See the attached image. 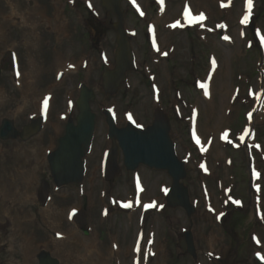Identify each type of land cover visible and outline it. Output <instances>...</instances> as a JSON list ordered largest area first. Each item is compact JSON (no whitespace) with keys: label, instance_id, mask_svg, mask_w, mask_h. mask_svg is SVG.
<instances>
[{"label":"rangeland","instance_id":"obj_1","mask_svg":"<svg viewBox=\"0 0 264 264\" xmlns=\"http://www.w3.org/2000/svg\"><path fill=\"white\" fill-rule=\"evenodd\" d=\"M34 1L42 7L34 10V4L30 3L32 0H0V33L3 34V38H0V123L4 117H10L22 128L31 115L42 112L41 102L47 97L51 98L50 109L46 113V126L41 134L29 141H22L20 138L0 139V170L2 167L6 169L8 180L11 178L9 173L16 168L31 170L33 175L30 178V189H24L27 194L25 200L19 199L21 214L14 213L17 207L12 209L13 213L7 209L11 203H16L12 196L4 203L0 201V264H38L36 254L41 247L50 249L62 264H221L217 258L226 256L233 249L237 244L235 238L240 241L237 263L255 264L253 258L257 251L264 256V48L260 46L259 36L255 39L252 27L243 26L239 22L247 6L245 0H193L197 5V12L206 17L203 20L207 29H201L203 21H200L192 27L164 33V47L169 48L174 44V51L169 52L168 59L162 60L161 72L164 73L161 80L168 82V97H173L172 104L179 108L180 115L184 116L187 124L185 126L180 123L179 118L178 122L173 119L175 130L178 131L181 125L185 128L191 124L192 127L196 120V124L199 123V127L203 128V134L208 129L214 130V124L221 125L216 137L212 132L205 135V139L216 138L210 154L202 155L201 147L192 145L191 142L187 143L184 150L181 144L186 136L183 134V138L179 139L178 153L182 159L188 160V175L184 182L197 207L193 217L197 260L186 252L182 236L183 230L190 226V219L182 208H168L167 211L161 208L163 199H159L158 205L154 206L147 222H143L145 225H137L144 219L139 214L140 208H133L131 212H114L110 222L103 221L98 200V209L96 207L91 210L95 212V215L91 214V235L80 231L78 224L69 219L72 209L87 207L86 189L82 195L74 186L55 191L46 161V152L55 146L56 130L60 124V114L65 110V103L72 99V102L76 101L81 82L94 85L98 93L94 106L100 114V123H103V116L98 108L100 103L116 102L121 111L128 104H133L145 115L146 110L142 105L144 102L150 105L148 97H151V90L143 86L139 79L142 75H138L140 73L132 74L133 81L138 78L132 83V90L123 86L118 90L117 97L107 98L101 85H95V82L102 81L98 47L92 55L91 73L87 69L88 61L82 59L91 45L87 28L81 23L80 17L83 16L94 26L91 14L93 9L100 10L101 16L106 15L100 9V0H82L76 8L67 7L66 0H57L56 3L53 0ZM135 1L145 12L148 10L151 17L144 20L125 0L123 8L128 11L129 28L138 30L137 37L140 39L136 41L140 43V52L145 54L146 44L140 40L146 42L145 27L148 20L151 21L152 16L156 15L157 7L153 5V0ZM252 2L255 3L254 30L264 34V0ZM185 3L192 1L167 0V16L170 15L171 19L177 16L180 18ZM14 11L23 15L17 17ZM34 12L55 18L57 23L41 22L37 13L36 18H31ZM33 20L41 23L29 24L37 27L33 29V37H30L22 27L30 29V26L23 24ZM162 21L164 20H160L159 24H163ZM96 31L98 34L108 35V40L103 42L108 50L115 49L114 31L102 27H96ZM96 42L100 43L101 40ZM8 50H13L18 58L19 75L16 77L8 69V63L4 62V54ZM110 56L113 60V54L110 53ZM61 57L74 58L77 68L66 74H69L66 80L56 81ZM194 57L202 65L201 68L197 67V72L202 70V81L208 75L211 57L221 60L223 75L218 74L215 81L219 82L221 91L225 87L227 93L229 91L227 99L214 92V103H208L202 87L193 85ZM68 88L70 90L66 91ZM177 88L181 90L176 94ZM260 90L263 91L262 98L255 100L254 94ZM196 99L201 100L202 113L195 120L193 111H190ZM227 106L230 110L226 114ZM249 109H255V116L251 121L245 116ZM214 111L216 112L213 113ZM207 117H210L211 122ZM246 125L250 126V130L245 128ZM225 128L231 130L228 140L220 138L221 131ZM248 131V144L246 143L245 148L235 149L243 142L240 137ZM247 153L248 162L244 155ZM204 160L209 161L207 168L202 166ZM233 161L235 162L231 165ZM248 163L252 168L250 188ZM151 177L147 184L150 193L155 194L159 188V180L167 177L162 174ZM154 178L156 181L152 183ZM42 179L50 180L52 191V199L45 207L37 198V188ZM94 183H98L97 177ZM11 186L14 190L17 189L13 184ZM119 189L123 198L131 195L129 184L122 183ZM2 196L0 188V199ZM236 205L240 210H235ZM209 211H212L210 215ZM231 211H234V215L226 226L232 234L223 226L225 215L223 219L217 217V213ZM167 219L170 223H167ZM233 234L235 238L232 237ZM12 237L15 242L11 241ZM21 243L26 245L27 252H24ZM153 254L155 258H152ZM83 256L85 257L81 258ZM67 257L69 259L65 260ZM85 259H89L90 263L83 261Z\"/></svg>","mask_w":264,"mask_h":264},{"label":"water","instance_id":"obj_2","mask_svg":"<svg viewBox=\"0 0 264 264\" xmlns=\"http://www.w3.org/2000/svg\"><path fill=\"white\" fill-rule=\"evenodd\" d=\"M104 1L106 4H112L113 9L119 16L120 20L123 19V16L120 13L119 0ZM122 24L123 23L121 21L118 26L120 46L123 39ZM8 58L10 59V57L7 55V59ZM119 60L120 64L123 63L125 65L121 72L122 74L130 66L132 58L129 60L128 53L124 49L123 53L121 52ZM123 77L124 76L121 75L114 80V85L116 87L120 84V81ZM94 99L95 95L93 90H85L82 92L78 102L81 110L79 126L76 128L71 126L69 129V134L62 140V147L60 150L49 155L52 174L57 183H60V179H62V177L65 179V183L80 181L83 178L82 167L79 170L76 169V164L78 163V155L76 156L78 147L76 143H90L95 123V115L91 110L90 102ZM158 118L161 117L158 116ZM159 123L156 125L157 128L155 130V136L150 135L145 137L143 134L137 133V135H135L133 132H131L133 134H130L126 137L124 149L126 150L127 161L130 163V166L132 165V167L138 165L140 162H146L150 165H155L169 170V172L174 177V187L169 196L170 205L174 207L182 205L191 210L192 206L190 205L188 188L180 182L181 179L186 177L187 172L185 168V162L179 160L173 149V144L168 135L169 129L167 125L163 124L161 119H159ZM41 127V120H37L32 125L26 127L22 132H20L16 128L15 122L13 120L4 119L0 128V138H17L19 135H21L23 139H28L39 132ZM186 239L188 252L195 255L193 238L190 232L186 233ZM39 257L40 264H59V261L53 259L49 253L43 252Z\"/></svg>","mask_w":264,"mask_h":264},{"label":"bare ground","instance_id":"obj_3","mask_svg":"<svg viewBox=\"0 0 264 264\" xmlns=\"http://www.w3.org/2000/svg\"><path fill=\"white\" fill-rule=\"evenodd\" d=\"M14 14L17 16V15H19L18 13H16V11H14ZM193 14H195V12L193 13ZM38 15H39V17L41 18V16H40V13H38ZM192 15V14H191ZM32 17H36L35 15H33ZM192 17H193V15H192ZM42 18H48V16H46V17H42ZM5 21V20H4ZM33 21H35V20H33ZM169 22V17H166L165 18V23H163V26H165V25H168L167 23ZM171 21V20H170ZM167 22V23H166ZM53 23V22H52ZM33 24V23H32ZM23 29V28H22ZM25 32H27L28 33V35L30 36V37H33V34H34V30L32 29V28H30V29H23ZM235 33H237V32H235ZM235 33H233V35L234 36H238L237 34H235ZM0 38H3V34L2 33H0ZM1 40V39H0ZM1 42V41H0ZM213 68H216V70H214L215 72H214V74H213V77H212V79H208V81H207V83H206V86H207V88H208V93L210 94V97H209V99H213L214 98V92H216V93H218L219 94V96H222L223 95V97H225V99H227L228 98V93H229V91H228V93H227V89H226V87L225 88H223L222 89V91L220 90V86H219V82H216L215 80H216V78H217V75L219 74V75H223L222 74V69H221V60H219V59H215L214 60V62H213ZM220 77V76H219ZM32 78V77H31ZM209 85V86H208ZM222 94V95H221ZM225 100H222V102H224ZM216 111H214L213 113H215ZM208 115V114H207ZM208 118V121H210V117H207ZM211 122V121H210ZM214 132H215V136H216V134H217V131L219 130V126H221V125H219V124H217V125H215L214 124ZM197 127H199V123H198V125H197ZM209 131V130H208ZM210 150H213V147H212V145H211V147H209V149L207 150L208 152H207V154L209 153V151ZM9 174H11V178H9V180H8V174L6 173V169L4 168V167H2L1 168V170H0V188H1V190L3 191V196H2V198L0 199V201L1 202H5V200H8V198L10 197V196H12V198H15V204H12L11 203V205H9L8 207H7V209L11 212V213H13L12 212V209H14V208H16L17 207V210H16V212H14V213H17V214H21V211H22V209L20 208V206H21V203H19V199H24V197L27 195L26 194V190H24V189H27V190H29L30 189V185H31V181H30V178L32 179V171L31 170H28V169H26V170H21L20 168H16L12 173H9ZM32 175V176H31ZM14 185L15 187H17V189L16 190H14L13 188H12V186L11 185ZM11 193H13V194H11ZM20 193H23L20 197H18V195L20 194ZM25 200V199H24ZM21 201V200H20ZM19 203V204H18ZM13 238L14 237H12L11 238V241H14L15 242V240H13ZM58 243H61L62 244V242H58ZM64 243V242H63ZM21 247H22V249L24 250V252H27L26 250H27V248H26V245L24 244V243H21ZM59 247V246H58ZM73 247H75V246H73ZM97 247V246H96ZM85 248V247H84ZM75 250V249H74ZM77 250H78V248H77ZM92 251V250H91ZM94 252V251H93ZM92 252V253H93ZM82 255V254H81ZM78 256V255H77ZM77 256H76V258H77ZM88 256V255H87ZM91 256H93V255H91ZM90 256V257H91ZM85 256H83V257H81V258H84ZM87 258V257H86ZM152 258H155V255L153 254V256H152ZM66 259H69L68 257L67 258H65V260ZM78 259V258H77ZM93 259V258H92ZM89 260V259H88ZM87 259H85V260H83V261H86L87 263H90L89 261H88ZM74 264H75V262H74ZM94 264V263H93Z\"/></svg>","mask_w":264,"mask_h":264},{"label":"flooded vegetation","instance_id":"obj_4","mask_svg":"<svg viewBox=\"0 0 264 264\" xmlns=\"http://www.w3.org/2000/svg\"><path fill=\"white\" fill-rule=\"evenodd\" d=\"M140 41L142 43L146 44V49H145L144 53L147 54V53L151 52V45H150L149 37L148 38L146 37V42L143 39ZM138 55L140 57L143 56V54L140 52V50L138 52ZM136 113L138 115L139 120H141L143 122L146 121L145 115H142L141 111H139V109H136ZM119 126L122 127L121 125H119ZM108 131H109V128H108L107 124H105L104 127L100 128L99 137L96 139V141H94V145H93V148H95V149L91 153H89L85 158L86 167L90 172H93L95 170H99V172H100L102 170L103 162H102V156H100V152L102 150L105 151L108 148V146H110V144H111V140L109 138V132ZM139 170H141V174H142V177H143L145 182H147L148 178L152 179L151 176L154 174H162L164 176L166 175L165 172H163V171L152 170V169H149L145 166H141L139 168ZM127 174H129V172H124V175H127ZM129 181H130V179H128V181H125V183L128 184ZM155 181H156V179L154 178L152 183H154ZM164 181L165 180H163L161 178V180H159V183H163ZM101 183H102L101 180L99 182V179H98L97 184H101ZM115 184H116V181H113V185H115Z\"/></svg>","mask_w":264,"mask_h":264},{"label":"snow or ice","instance_id":"obj_5","mask_svg":"<svg viewBox=\"0 0 264 264\" xmlns=\"http://www.w3.org/2000/svg\"><path fill=\"white\" fill-rule=\"evenodd\" d=\"M249 3H250V0H249ZM246 19V18H245ZM127 206V205H126Z\"/></svg>","mask_w":264,"mask_h":264}]
</instances>
